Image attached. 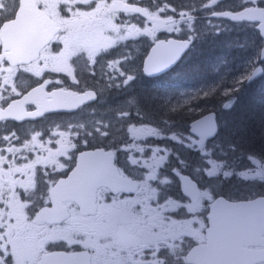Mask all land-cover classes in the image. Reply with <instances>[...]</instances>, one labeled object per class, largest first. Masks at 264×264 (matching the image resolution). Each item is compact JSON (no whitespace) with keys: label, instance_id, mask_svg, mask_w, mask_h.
<instances>
[{"label":"snow or ice","instance_id":"1","mask_svg":"<svg viewBox=\"0 0 264 264\" xmlns=\"http://www.w3.org/2000/svg\"><path fill=\"white\" fill-rule=\"evenodd\" d=\"M9 2L18 8L19 0H9ZM219 3L220 0H202L200 8L189 7V10L185 11L178 10L168 0H162L157 9L150 11L149 8L138 6L137 3L121 0L120 7L115 9L117 24H124L128 17L135 14L143 17V21L150 26H146L145 23L137 26L133 23L127 33L121 36L120 42L128 41L132 37L150 38L156 46L153 49L154 53L161 49L165 52H173L174 55L171 58L158 61L151 68L144 67V72L149 76L162 73L180 62L186 53L196 47L201 28L197 26L198 17L194 13L204 8L215 9ZM112 4L113 0H108L110 7ZM92 5L95 7L96 0H92ZM239 5L235 9L228 8L209 12L205 29L221 27L212 17L225 18L234 24L253 26L260 38L264 40V0H239ZM7 9L8 3H4L0 7V27H3L9 20L15 19V9L11 13ZM160 32L178 35L173 39H169L167 36L161 38L158 34ZM114 46L119 47L118 44ZM110 47L112 45L106 46L105 51H108ZM131 59H133L132 55L128 54L124 60L116 57L100 65V76L105 82V87L99 90L85 87L82 91H76L69 87V84L78 86L82 83L81 79L78 78L79 70L73 65L68 68L48 70L51 73L66 74L61 79L52 78L46 75V72L28 73L29 76L38 81V84H30L29 87L23 88L17 83L20 80V74L17 73L15 82L17 87L21 89V96H26L39 87L47 92L59 91L75 97V103L65 104L61 107L78 111L89 102L95 101L99 94L105 91V88H121L131 85L136 79V75L123 68V64ZM97 63L96 59L92 60L91 68L88 70L89 75L95 76L97 74ZM261 74H264V47L260 48L258 56L248 66V70L234 83L241 86ZM69 77L71 78L70 81L68 80ZM53 84L58 85L59 88L50 87ZM239 88L225 89L220 93L222 97L227 98L221 103L223 110H231L236 104L237 97L233 93L238 92ZM8 91H11V85L8 86ZM216 92L217 89L213 86L209 90L202 91L192 103L172 105L169 108L171 116L162 118L159 124L144 122L141 108L137 106L138 98L135 96L128 97L124 102L128 106L127 108H117L115 113L117 121H128L123 126L117 125L116 128L118 133L123 132L125 134L127 141L119 150L129 151L139 157L143 167L151 170L149 178L158 179L162 189L166 188L171 192L173 183L178 182L180 196L166 197L164 202L170 206L172 211H184L186 216L199 212L202 208V202L205 200L211 202L215 210L224 206L234 194L244 190L261 198L254 201L255 204L264 205V127L261 128L258 137L250 138L249 129L246 125L241 124L237 129L228 131L227 124L222 126L218 121L215 110L206 115L193 107L194 103H199L201 96L208 100L214 97ZM12 95H16V93ZM11 99L12 97L7 95L0 98V108H7L9 105L4 104V100H8L10 103ZM57 109H46L40 112L39 116L43 117ZM180 112L185 114L186 121L171 118ZM133 115L141 118L142 122L133 121L131 119ZM28 116L35 118V114L32 112H29ZM93 123L91 133L87 131L88 125L83 121L69 124L62 131L53 132L50 129V135L58 134L59 138L56 143L60 144L61 147L55 154L50 153V156L54 158L44 157V161L49 166L56 165L62 168L63 164L59 162L57 157L66 156L69 149L76 147L72 137L74 135L79 137L81 131L85 135L95 133L102 134L105 138L112 136V133L108 131L112 127L111 123L106 126H96L95 122ZM55 128L60 129L61 126L56 125ZM43 135L41 132H37L30 135L29 139L40 143L39 138ZM121 139L124 138L116 136L113 138V143ZM152 141L159 143H152ZM256 142H258L259 147L250 146ZM41 148L43 150V144H41ZM0 151L6 153L7 149ZM107 155L112 156L114 153ZM130 163L137 166L138 161L131 159ZM187 223L191 228L192 221L189 220ZM200 226L201 228L204 226L203 222ZM0 255L3 254L0 253ZM141 256L142 259L138 260L137 264H191L190 257L185 260L182 252L167 246L145 247Z\"/></svg>","mask_w":264,"mask_h":264},{"label":"flooded vegetation","instance_id":"2","mask_svg":"<svg viewBox=\"0 0 264 264\" xmlns=\"http://www.w3.org/2000/svg\"><path fill=\"white\" fill-rule=\"evenodd\" d=\"M223 1L220 0L222 3L226 0ZM19 70L28 71L25 73L26 75L28 73L46 72L41 67L33 68L31 66L13 70L0 64V83L4 85L7 82V85H11L13 73ZM45 74L50 76L47 72ZM30 79L38 84V81L34 80L32 76ZM51 87L53 89L59 88L55 84ZM33 110V108L29 109V111ZM55 117L67 121L72 116L55 115ZM9 125L19 126L10 123ZM37 129L33 135L40 132ZM58 138V135L46 139L41 137L39 138L41 143L38 144L35 141V146L0 147V150L7 149L6 153L0 151V218L6 220L0 223V253H6L10 246L22 243L25 235L31 239L37 234L44 233L45 229L59 231L63 235L67 231L61 230L69 229L73 222H76L77 228L84 231L85 226H89L93 232L95 227L100 228L104 237L100 240L99 246L91 243L83 248L81 246L71 247L66 240L62 241L61 244H51L44 254L78 252L87 253L91 264H137V261L142 259L141 254L145 247L154 245L155 247L167 246L173 249L174 243L169 241L177 242L184 237L174 227L162 224L164 218L170 217L171 220L168 221V225H176L170 216L171 212H166L162 207L153 208L150 206L149 198L145 194L146 191H142L141 185L139 191L134 195H111L105 189L99 191L98 211L93 217H81L80 211L75 205L64 203L63 206L67 204L65 206L68 207L70 213V219L64 224L48 227L36 222L39 212L44 208L49 209L51 207L50 190L56 183L70 175L75 168L79 154V152L75 153L73 149H69L66 156L57 157L59 162L63 164L62 168L56 165L49 166L43 158H54L50 156V153L55 154L61 147L60 144L56 143ZM41 144H43V150ZM124 176L127 177L125 174ZM152 212L158 216L152 215ZM29 233H34V235L30 236ZM256 249L261 250L263 248ZM126 257L128 259L122 262Z\"/></svg>","mask_w":264,"mask_h":264},{"label":"trees","instance_id":"3","mask_svg":"<svg viewBox=\"0 0 264 264\" xmlns=\"http://www.w3.org/2000/svg\"><path fill=\"white\" fill-rule=\"evenodd\" d=\"M189 7L193 8V4H187L186 10H189ZM254 34L261 47V41L256 32ZM238 38L239 34L234 31H226L215 38L210 35H200V38L196 41V47L190 51L172 72L158 80L152 81L144 80L141 76L142 63L148 50L145 44L139 41L137 43L139 49L145 51V54L140 55L137 60V69L140 74V79L137 82L140 83L134 84L132 89L126 92L109 90L113 95L115 93L114 96L117 99L116 108H127L128 106L124 102L128 97L135 96L138 98L137 106L141 108L144 122L159 124L162 118L171 116L169 108L172 105L192 103L202 91L209 90L214 86L217 89L215 96L208 100L203 99L201 96L199 103H194L193 107L204 114L215 110L219 115L222 126L225 123L227 124L228 131L237 129L241 124H244L249 129L250 138L253 136L258 137L261 128L264 127V77L251 85L244 83L240 86L234 83L244 71L240 66L231 68V65L234 63L240 65L247 60L251 62L258 55L255 54L251 58L242 56L236 46ZM220 39H225V41L219 42ZM230 43L234 44L235 49ZM133 45L129 44L126 47V51L129 53L134 52ZM227 49H234L236 55L228 56ZM229 70L230 72H228ZM85 73L88 75V82L93 84L96 76L89 75L88 71H85ZM227 77L229 78V83H227ZM220 79L226 82L220 83ZM237 87H240L239 91L233 93L237 97L236 104L231 110H223L221 103L227 98L222 97L220 93L225 89ZM100 94L101 102L104 99V92ZM132 117L135 118V115ZM171 118L181 121L187 120L183 112ZM250 146L259 147V144L256 142ZM253 196L255 197V194H250L247 190H244L234 194L230 200L241 201Z\"/></svg>","mask_w":264,"mask_h":264},{"label":"rangeland","instance_id":"4","mask_svg":"<svg viewBox=\"0 0 264 264\" xmlns=\"http://www.w3.org/2000/svg\"><path fill=\"white\" fill-rule=\"evenodd\" d=\"M45 4L47 7H50V4L52 3L54 5V7L56 9H58L59 6H61L63 8L60 15V19L62 20V22L64 23V26L67 28L66 25H69L72 27L73 29V33L70 36H64L61 37V39L58 41V44L51 49L52 52H54V54L50 53H45V59L42 61L46 68L48 70L50 69H60V68H68L70 66L73 65L74 62V58L81 55L82 57L85 58V63L91 67V62L93 59H98L104 55H110L113 51L117 50L119 47H123L125 48V44H127L128 42H136L142 39H146L147 42H149L150 44H153V42L151 41L150 38H136V37H132L129 38L128 41H124V42H120V38L121 36L125 35L127 33V30L129 28L132 27V24L135 23L137 26H139L140 23L139 21H131L130 18H128L124 24H117L116 23V15L111 13L108 9V7H110L108 5V0H104L105 2H103V7L104 9H101L98 11V9H95L91 12V15L89 16L87 13L88 10H86V8L88 7L87 4H92V0H44ZM97 1V0H96ZM138 2L142 1V0H136ZM152 2V7L153 8H158L159 4L161 3L160 0L156 1V0H149ZM187 2H193L194 0H186ZM232 5L235 6H240L239 5V0H232ZM4 3H8V0H0V7L3 6ZM100 3L97 1V4ZM9 8V6H8ZM207 11V14H206ZM213 11V9L210 10V8H204L201 9L200 12L196 11L194 13V15H196L198 17V21H197V26L199 28H201V31H204L206 28V24H204L203 26H201L200 22L201 20H206L205 16H208V13ZM85 13V15H84ZM203 14V17L201 18L199 16V14ZM170 14V13H168ZM167 15V14H164ZM66 24V25H65ZM81 28H85L84 33L85 34H81L80 33V29ZM222 25L220 28L218 29H211L214 30V32L217 33V31H219L220 34L222 33ZM101 30V32H100ZM90 31V34H89ZM163 33L165 35L171 36V35H178V34H172V33H165V32H161L158 33L160 36L163 35ZM246 41L247 44L249 45L250 48L253 49V53L257 51V43L255 38H250L249 35H246ZM148 43V44H149ZM119 45V47H115L114 45ZM112 45V47L109 48L108 51H105V47ZM228 51V49H227ZM83 54H80V53ZM129 54V53H128ZM126 54L124 55H118V56H113L111 59L113 58H120L121 60H124L126 58V56L128 55ZM129 55H132L133 59H131L130 61L126 62L123 64V68L128 71V72H133L136 75V79L135 80H139L140 76L137 73V60L139 57L138 53H131ZM254 56V55H253ZM248 58H251V56H248ZM110 60L109 57H106L104 59V61ZM98 61V60H97ZM252 62V61H251ZM251 62L247 63L244 62L240 65L234 63L231 65L232 67H236V66H240V68L245 72L246 70H248V66L251 64ZM103 64V61H98L96 68H98L100 70V65ZM74 67V65H73ZM75 68V67H74ZM230 68V70H231ZM230 70L228 72H230ZM56 74L57 76H66V74H57V73H53ZM139 76V79H138ZM68 80L70 81L71 78L69 77ZM227 83H229V78L227 77ZM220 83H225V80H221L219 81ZM69 87H78L77 85H68ZM129 85L125 86L128 87ZM113 89V88H111ZM110 89L105 88V94L107 96V103H109L108 100H110L112 98V95L110 94ZM115 90V89H113ZM116 91V90H115ZM10 93V95H12L14 93V89L11 91H8ZM115 103V111H113L112 113H110L109 118L111 119V122H102L99 116H95L92 119V122L90 123V130L89 133H91V130L95 125L96 126H106L108 123L112 124V127L110 129H108V131L113 132L112 136H116L117 134H121L123 135V132H117L116 128L117 125L121 126L120 121H117L115 119V113H116V105H117V101L114 100ZM109 111V110H108ZM87 138H95V140H103L105 139V137L102 134H89ZM73 140L77 146H82L83 145V134L82 131L79 135V137L77 136H73ZM4 141V138L2 140H0V144H2ZM10 146H18L19 144L16 142L14 143V141H10ZM88 143V141H87ZM85 143V144H87ZM152 143H159L158 141H152ZM75 147V148H76ZM83 147V146H82ZM128 154V158L129 161L131 159H137L139 166L146 170L148 174L147 180L146 182H143V188H144V192L145 194L148 196L150 201H154L156 200V196H160V190L162 189L158 179L157 180H152L150 179V174H151V170L147 169L145 167H143V165L140 163L139 157L133 155L132 153H130L129 151H126ZM147 156V153L145 154ZM172 194V193H171ZM174 194V193H173ZM176 196V195H175ZM167 197V196H166ZM159 200H161V198L158 197ZM149 201V202H150ZM159 207H163L164 209H166L167 212H173L170 208V206L165 202L160 204L159 202L156 203ZM205 203L204 201L202 202V208L199 212L192 214L191 216H189L185 222V226L186 228L189 226V224L187 223V221L191 220L192 218H197V219H204V211H205ZM177 213V212H176ZM158 216V215H157ZM203 229V227L201 228ZM74 234H77V232H72L69 236L73 238ZM49 239L48 237L46 238V240L44 241V243L42 245H39L41 239L37 238L36 240H25L22 243H20L19 245L16 246V250L18 251L17 254H15L14 252H12V256H14L16 258V264H35V260L37 258V254L42 250L43 246L45 244H48L51 241L57 240L59 239L57 237V235L54 232H50L49 233ZM104 237V233L101 229L96 228L95 230V237L92 238L90 240L89 235L86 233L85 231V240L82 239L80 240H75L73 239L72 242L70 244H83L85 246L86 243H93L95 244L97 247L99 246L100 240ZM196 237L191 236V238L187 241V245L190 243H195L196 242ZM198 242V241H197ZM136 260H138V258H136ZM124 261V259L122 260V262ZM106 264V263H103Z\"/></svg>","mask_w":264,"mask_h":264},{"label":"water","instance_id":"5","mask_svg":"<svg viewBox=\"0 0 264 264\" xmlns=\"http://www.w3.org/2000/svg\"><path fill=\"white\" fill-rule=\"evenodd\" d=\"M30 4L31 0H23L22 8L19 12V23L15 25L14 32L12 29L11 31L10 29L6 30L7 27L4 29V31L7 37L9 34V40L14 41L18 50L21 48V45H24L28 46L29 48L36 49V52L38 53L49 43V41H51L56 30L53 27L52 31L45 30V28H48L51 23L40 13H35L34 16L37 22L40 24V27L25 26V20L27 19L26 12L29 9L28 5ZM173 55V52H165L163 49L155 53L152 50L145 62L144 67L147 66L151 68L158 61L171 58ZM17 56L19 57L15 60V64L23 63V56L27 61L25 63H29L36 58V56L25 54H17ZM179 63L180 62L172 66L170 69L162 73H156L153 76H149L145 72L144 73L148 78L159 77L174 69ZM262 75L263 74L249 83L256 81ZM36 97H40V95H31V98ZM75 102V97L62 96L58 97L55 102H52L50 108H58L54 112H73L76 110L71 108H63L61 106ZM92 102L94 101L89 103ZM13 107L14 106H12V108L9 110L8 114L14 113L15 109ZM3 119L11 120L14 118L5 116L3 114V117H0V120ZM28 119L31 118L24 117L20 121ZM95 162L98 164L107 163V169L105 167H99V170H97L98 172H90V175L85 177V184L88 186L89 190H91L90 193L92 194V191L95 192L96 189L103 186L109 187L112 190H116L122 184V182L115 180L117 177L113 174V168L110 165L112 164V160L109 161L108 155L106 156L102 151L96 153ZM76 202L79 203L83 208L85 204L88 203V200L85 199L84 196L79 198V200H76ZM210 221L211 229L208 231L209 242L207 245L195 249L188 256V258H191V264H258L264 261V254L248 253L243 248V246H248L249 240L257 238L259 239L264 234V205H258L254 202H227L224 206L215 210L212 207ZM48 262L49 260H47L45 263L48 264Z\"/></svg>","mask_w":264,"mask_h":264},{"label":"bare ground","instance_id":"6","mask_svg":"<svg viewBox=\"0 0 264 264\" xmlns=\"http://www.w3.org/2000/svg\"><path fill=\"white\" fill-rule=\"evenodd\" d=\"M98 2L102 3L105 2L104 0H97ZM121 3L118 2V1H115L113 0V4L111 7H108L109 11L113 14H116L115 13V9H117L118 7H120ZM228 8H232V9H235V7H223L221 5H217L215 7V9L213 10H217V11H220V10H225V9H228ZM201 26H203L204 24L207 25V20H201L200 22ZM252 29H255L254 27H252ZM205 34L206 35H210L212 37H218V34L216 32H214V30H211V29H205ZM247 29L240 26L238 29H237V32L239 34V38H238V41L236 42V46L239 48V52L241 53L242 56H253L255 54H258V52H254L253 53V49L249 47V45L247 44V41H246V34H247ZM217 39V38H216ZM220 41H225V39H220ZM231 46L234 48V44L233 43H230ZM235 49V48H234ZM234 49L232 50H229L228 49V56H231V55H236V53L234 52ZM22 62L25 63L27 62L26 61V58H22ZM17 73L20 74L19 76V81H17L18 85L20 87H23V88H27L29 87V82H30V76L26 75L25 73H27V71H23V70H19V71H16L13 73V76H12V79H11V90L12 89H16L18 91H21L20 87H17L16 85V78H17ZM8 86L9 85H3L0 83V95H4L5 93L8 92ZM84 88L81 87V91L83 90ZM100 89V88H99ZM41 92L40 89H36L34 90L32 93H30V95H38L39 93ZM83 115H85V112L83 113ZM81 182V190L83 189L85 191V188H88V186L85 184V181H80ZM75 190V188H73ZM47 213L44 217H41V218H36V222L38 223H45V224H48V225H51L52 223H55L57 221H60V220H64V219H68L69 218V215L70 213L68 211H65L63 209H59V208H56V206H52L47 209V208H44ZM171 218L170 217H166L164 218V220L162 221V224L164 226H172L174 227L176 230H178L179 232H181L182 235L184 236H187V237H190V236H194V232H186L184 230V228L177 224V225H168V221H170ZM68 264V263H66Z\"/></svg>","mask_w":264,"mask_h":264}]
</instances>
